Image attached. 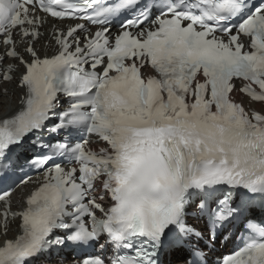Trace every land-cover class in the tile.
Wrapping results in <instances>:
<instances>
[{"label":"snow or ice","instance_id":"obj_1","mask_svg":"<svg viewBox=\"0 0 264 264\" xmlns=\"http://www.w3.org/2000/svg\"><path fill=\"white\" fill-rule=\"evenodd\" d=\"M16 89L0 264H264V0H0Z\"/></svg>","mask_w":264,"mask_h":264},{"label":"bare ground","instance_id":"obj_2","mask_svg":"<svg viewBox=\"0 0 264 264\" xmlns=\"http://www.w3.org/2000/svg\"><path fill=\"white\" fill-rule=\"evenodd\" d=\"M12 86L9 85V88H11ZM16 94L18 93V89L15 90ZM16 104V100L15 98H11V97H5V98H0V114L2 112H5L9 109L10 106Z\"/></svg>","mask_w":264,"mask_h":264}]
</instances>
